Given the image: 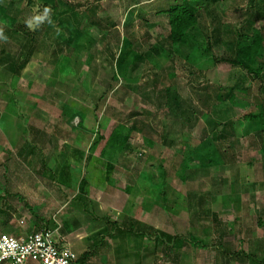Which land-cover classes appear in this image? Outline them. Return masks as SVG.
<instances>
[{
	"label": "rangeland",
	"instance_id": "rangeland-1",
	"mask_svg": "<svg viewBox=\"0 0 264 264\" xmlns=\"http://www.w3.org/2000/svg\"><path fill=\"white\" fill-rule=\"evenodd\" d=\"M59 1L50 16L38 1L0 0L16 18L0 14V235L46 226L80 255L88 238L106 225L105 217L118 223L134 219L171 235H195L208 247L184 242L175 253L117 232L88 264H258L264 257V137L256 133L264 119L244 116L264 103V77L217 64L201 56L203 47L190 59L170 50L167 17L158 11L182 0ZM66 2L81 4L75 11L82 25L90 20L81 11L100 7L92 19L101 24L86 27L95 43L80 53L73 51L78 40L64 43L70 26L59 20L68 17ZM249 12L247 0L205 4L201 29L219 37L215 57L235 54L237 32ZM106 17L115 25L105 26ZM21 27L26 33L15 30ZM254 28L264 34V20ZM34 31L36 40L29 42L27 32ZM125 34L138 51L161 45L170 56L153 51L156 65L147 59L131 67L126 78L113 80V57ZM23 50L29 51L27 61L14 76L7 57ZM65 55L70 56L67 69L55 75L56 64L63 62L57 57ZM241 84L247 89L234 92V104L226 99L228 106L218 109L217 96ZM169 86L179 96L174 107L161 97ZM68 109L84 113L81 126ZM225 119L235 125L229 140L203 146L216 122ZM119 123L133 131L110 163L100 152ZM99 134L103 139L91 154ZM222 249H244L256 260H229Z\"/></svg>",
	"mask_w": 264,
	"mask_h": 264
},
{
	"label": "trees",
	"instance_id": "trees-1",
	"mask_svg": "<svg viewBox=\"0 0 264 264\" xmlns=\"http://www.w3.org/2000/svg\"><path fill=\"white\" fill-rule=\"evenodd\" d=\"M28 3H33L34 1L40 2L43 8H49L51 10L50 16L54 14L59 9V0H27ZM218 0H182L180 3H172L167 5L166 8L161 9L158 13L167 17L168 26H169V34L168 39L170 43V50H176L177 52L184 53L187 56V59H190L191 52L193 54L199 53L203 47L204 53H201V56L207 57V59L211 58V61H215L217 64L227 63L232 67H238L245 70L247 73L253 75L256 78L264 77V34L261 33L259 29H255L254 26L257 21L264 20V0H247V10H249V15L246 18V24L243 28L239 29L237 32L238 39L236 41V52L232 57L224 58V57H215L213 48L215 42L219 41V37H214V35L204 34L201 29L200 18H202L203 8L205 4L210 2L215 3ZM64 3V2H63ZM68 3V2H66ZM68 10L65 11L67 14V18L62 21L59 20V24L69 23L70 29L66 28L68 33V39L64 42L67 44L73 43L75 40H78V44L74 47V52L80 53L83 50H87L89 46L93 45L95 41L91 36L87 34L86 27L91 24H101L100 20L93 21V17L97 16L98 9L100 8L98 5H90L85 10L81 11L82 17L88 18L90 21H86L87 23L82 25V23L78 19V13H76V8L80 7L81 4L74 5L73 3H68ZM81 9V8H80ZM0 14L6 18H12L15 21V17H12L9 12V7L0 3ZM63 14V12H62ZM71 18V19H70ZM105 26H114L115 22L110 18L102 19ZM101 20V21H102ZM252 34L250 33L251 29ZM19 29L23 30L20 31ZM15 29L18 32L26 33L24 28ZM10 30H6L9 32ZM217 31V29H215ZM35 32H27L30 34L32 39L35 41ZM7 33V37L10 34ZM29 35V36H30ZM217 36V35H216ZM82 39V41H81ZM32 41V42H33ZM198 43V44H197ZM32 44V43H30ZM63 42H61V45ZM60 45V46H61ZM188 52H185L183 49H186ZM59 49V48H58ZM5 50V49H4ZM58 51L63 52V49H59ZM156 54L160 52V54L170 56L169 49L165 50L161 45H155L152 47L150 51L141 52L135 49L134 42L132 39L126 34L121 39V44L117 55H114V71L112 73L113 80H119L121 77L126 78L129 74L130 68H135L137 63L144 62L150 60L156 65V59L151 58L152 52ZM29 51H22L19 53V56L11 57L8 55V69L12 75H19L21 70L24 68V65L27 61V54ZM57 54V53H56ZM196 56V55H195ZM69 55L63 56L60 60L57 57V61H63L61 64L58 63L55 66L54 74L61 75L67 68V63L69 61ZM92 57V56H91ZM90 57V58H91ZM15 58V62L12 63L10 60ZM10 59V60H9ZM4 61V60H3ZM244 84L240 86H235L230 88L226 94H220L217 96V100L219 101V105H217L218 109H221L223 105L227 107V103L224 104V100H228L229 106L233 105L236 97V90H245L247 88H243ZM161 97L163 99V103L167 104L169 107H174L178 105L179 96L177 93L171 92V87H166L163 89L161 93ZM222 102L223 104H220ZM220 113V112H218ZM70 119H74L75 117H79V126L82 125L84 119V113L80 110H71L68 109L66 111ZM244 119L249 121H262L264 119V103L259 104V109L254 112H250L244 116ZM235 130L234 122L231 119H225L224 121H217L216 126L212 131V136L207 140L206 144L203 145L205 147H210L214 143L215 140L217 143L220 140L227 139L229 140L230 136ZM133 129L131 127H126L123 124H117L111 131L108 139L104 147L102 148L100 154L103 158H106L108 162H113L115 160V156L118 151H121L124 147H126L128 139L132 134ZM260 139L264 137V125L259 129L256 133ZM103 139L102 135H98L96 140L90 145L89 151L94 152L99 142ZM264 147V143L261 144ZM216 148L213 147V149ZM219 148V147H218ZM217 149V152L221 157H223L224 151L221 152L220 148ZM111 155L113 157H111ZM187 160H184L183 170L187 169ZM109 164V163H108ZM182 180L185 179L184 174H179ZM105 226L94 236L88 238L86 249L77 254V261L81 264H88L91 258L97 256L102 248L105 246L106 238L114 237L117 235V232L123 233H132L140 238H146L155 243V247L158 245H163L168 250L174 251L175 247L177 250L182 247L183 243L186 242L193 247L204 248L208 247L206 243L203 242L199 237L195 235H180L175 234L171 235L166 232H163L159 229H155L152 226H149L145 223L139 222L134 219H128L125 223H118L117 221L111 220L107 217L104 218ZM46 227V226H45ZM91 242H90V241ZM223 256L227 257L229 260L238 259L239 261L245 260H256L255 254L252 252H246L244 249L233 250V251H224ZM175 252V251H174ZM176 251L175 253H178ZM258 264H264V257L256 260Z\"/></svg>",
	"mask_w": 264,
	"mask_h": 264
},
{
	"label": "built area",
	"instance_id": "built-area-1",
	"mask_svg": "<svg viewBox=\"0 0 264 264\" xmlns=\"http://www.w3.org/2000/svg\"><path fill=\"white\" fill-rule=\"evenodd\" d=\"M81 264L53 229L42 227L26 234L0 235V264Z\"/></svg>",
	"mask_w": 264,
	"mask_h": 264
},
{
	"label": "crops",
	"instance_id": "crops-1",
	"mask_svg": "<svg viewBox=\"0 0 264 264\" xmlns=\"http://www.w3.org/2000/svg\"><path fill=\"white\" fill-rule=\"evenodd\" d=\"M69 242H67V244H68Z\"/></svg>",
	"mask_w": 264,
	"mask_h": 264
}]
</instances>
